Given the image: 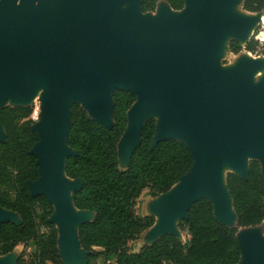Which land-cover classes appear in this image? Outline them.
I'll return each mask as SVG.
<instances>
[{
	"label": "water",
	"instance_id": "water-1",
	"mask_svg": "<svg viewBox=\"0 0 264 264\" xmlns=\"http://www.w3.org/2000/svg\"><path fill=\"white\" fill-rule=\"evenodd\" d=\"M124 1L0 0V102L7 97H32L39 91L36 86L43 84L40 117L31 126L38 140L30 152L37 158L39 174L29 181V191L43 194L52 205L49 220L55 225L64 264H87L78 227L94 216L93 211L74 206L71 194L80 180L64 173L66 156L75 153L66 144L70 108L73 102L82 105L80 95L91 111L82 105L87 114L108 127L113 123V91L118 88L135 95L117 143L119 168H125L139 144L148 118L156 120L152 145L173 138L191 151L190 169L172 185L178 189L170 192L171 187L160 194L156 212L159 201H165L164 225L155 227V220L149 227L150 242L164 233L178 236L174 221L185 218L200 197L212 203L218 221L234 226L236 214L226 173L246 177L249 160L256 159L264 174V77L256 85L249 78L263 61H241L230 74L216 70L213 61L218 58L215 49L220 40L227 47L230 39L242 45L248 41L247 30L261 12L233 15L220 7L243 0H184L179 10L158 0L156 12L160 1L165 5L155 16V10H140L141 0H129L130 6L123 9ZM229 35L233 37L226 42ZM25 101L0 107L30 105ZM180 132L188 143L176 137ZM4 138L0 123V140ZM225 160L239 167L240 173L225 171L224 192L215 174ZM8 220L20 222L15 212L0 206V222ZM258 225L237 233L239 261L245 250L246 264H264L263 228L262 234L249 230ZM18 255L15 249L0 255V264H14Z\"/></svg>",
	"mask_w": 264,
	"mask_h": 264
},
{
	"label": "trees",
	"instance_id": "trees-1",
	"mask_svg": "<svg viewBox=\"0 0 264 264\" xmlns=\"http://www.w3.org/2000/svg\"><path fill=\"white\" fill-rule=\"evenodd\" d=\"M166 1L174 10L184 6V0ZM157 2L141 0L140 10L154 11ZM242 8L264 11V0H243ZM256 47L252 38L244 45L230 39L227 50L236 54L242 49L254 52ZM261 53L264 55V48ZM112 97L113 123L109 127L90 117L77 102L70 108L66 144L75 153L66 156L64 173L80 180L71 194L74 206L94 212L91 220L78 227L87 264H236L240 259L238 230L264 219V174L259 161L249 160L246 177L226 173V188L236 214L234 226L218 221L212 203L200 197L189 206L187 216L177 221L178 228L188 234L185 241L164 233L133 250L129 242L155 221L152 214L136 213L138 197L144 189L153 197L167 192L190 169L193 156L183 142L173 138L152 145L156 120L148 118L139 144L125 168H119L117 143L126 128L127 110L136 97L118 88ZM35 113L34 104L0 107L5 132L4 140H0V206L20 218L19 223L0 222V255L22 245L14 264H64L55 225L49 220L52 205L43 194L31 195L29 191V181L39 174L37 158L30 152L38 140L31 129L38 119Z\"/></svg>",
	"mask_w": 264,
	"mask_h": 264
},
{
	"label": "rangeland",
	"instance_id": "rangeland-1",
	"mask_svg": "<svg viewBox=\"0 0 264 264\" xmlns=\"http://www.w3.org/2000/svg\"><path fill=\"white\" fill-rule=\"evenodd\" d=\"M20 0H17V2H19ZM130 2L129 0H126L124 2L121 3L120 5V8H127L128 6H130ZM233 4V3H232ZM133 5V4H132ZM165 5V2L163 1H160L157 5L158 9H157V12L163 8ZM220 7H222L223 11L224 12H227V13H230L233 15H242V16H250V14H248L249 11L247 10H244L242 8V2H238V4H233L231 6V3H225V4H222L220 5ZM157 12L155 10V16L157 15ZM261 13L260 14H264V11H260ZM255 26V28L253 29V27ZM253 27L247 32V35L249 34V39L250 40L251 38L254 39L255 41H257V47H256V50L254 52H251V51H247V50H240L238 53L236 54H233L231 52H229L227 50V45H225V41L222 39L220 40V43H219V48L218 49H215V52H216V55H217V59H218V63L220 64V68H225V70H227V73L226 74H230V73H233L237 67V65L241 62V61H263L262 65H260L259 67H256L255 69H253L251 72H250V75H249V78H250V81L256 85L258 84L261 79L264 77V55L261 53L262 49L264 48V41L262 42L261 40L257 39V35L258 33L260 32V30H264V24L256 21V24H254ZM233 36L229 35L226 37V42ZM214 51V50H212ZM246 53L250 54L252 58H249ZM42 87H39V88H36V91H38L34 96L31 97L28 96V97H25L23 99H19V98H14V99H11L10 97H7V99L4 101V102H0V105L1 104H6V103H18L17 101H22V100H27L25 101L24 103L26 104H34L35 106V110H36V113L35 115L37 116V118L39 119L40 117V106H41V101H40V93H41V89ZM29 97H31L30 99H28ZM78 101H80L82 103V105L86 108H88V105L86 103V100H85V96H82V97H78L77 98ZM154 116L156 118H159L160 117V112H156L154 113ZM176 137L178 139H181V140H184L186 142H188V139H187V136L185 133H177L176 134ZM120 152L122 153V151L120 150ZM120 153V154H121ZM249 157V156H247ZM246 157V158H247ZM245 158V159H246ZM223 160V159H222ZM221 160V161H222ZM228 161V162H227ZM122 162H123V159L121 158L120 156V164L122 165ZM229 163V160H225L224 162H222V166L220 169H218L219 171L221 172H225L229 169H231V167H229L228 165ZM223 177H224V173H223ZM176 190V187L173 188L172 192ZM162 195H158V196H151L148 192V189H144L142 191V193L140 194V196L138 197L137 199V202H136V213L138 215H148V214H153L154 215V218L155 220L157 219V216L159 215L157 212H156V203L157 201L160 199ZM163 201H159V203L157 204L158 206V209L161 211V215H163V205H162ZM157 209V210H158ZM18 221V220H17ZM175 225H174V231L178 234V236L180 237V239L182 241H185L187 238H188V234L185 232V231H182L178 228L177 226V220L174 221ZM264 226V221L261 225H258L256 226L255 228H251L249 230H254L256 232H259L261 233L262 232V228ZM152 229V228H151ZM151 229L148 228V229H145L143 230L139 236L137 237V239L133 240V241H130L129 242V245L130 247L133 249V250H137L139 247H141V245L145 244V243H148L152 240L153 238V234H151ZM248 231V230H246ZM262 234V233H261ZM19 248L18 249H22L21 248V245L18 246ZM29 250V249H28ZM246 261H242V262H239V264H245Z\"/></svg>",
	"mask_w": 264,
	"mask_h": 264
},
{
	"label": "bare ground",
	"instance_id": "bare-ground-1",
	"mask_svg": "<svg viewBox=\"0 0 264 264\" xmlns=\"http://www.w3.org/2000/svg\"><path fill=\"white\" fill-rule=\"evenodd\" d=\"M258 22H260V23H262V24H264V14H258V16H257V23ZM254 24H256V22L254 23ZM253 24V25H254ZM253 27V26H252ZM252 27H250L248 30H247V32L252 28ZM257 39H259V40H261L262 42L264 41V30H260V32L258 33V35H257ZM246 55L249 57V58H252L251 57V55L250 54H248V53H246ZM214 68L216 69V70H219V71H221V72H223V73H227V70H225V68H220V64L218 63V59L217 58H215L214 60ZM39 87H43V84H42V82H40L37 86H36V88H39ZM83 95H80V96H78L79 98L80 97H82ZM80 102V101H79ZM81 103V102H80ZM86 108V107H85ZM89 112H91L90 111V109H89V107L88 108H86ZM188 139V138H187ZM184 141V140H183ZM184 142H186V141H184ZM186 143H188V142H186ZM247 156H249V155H245V158L247 157ZM228 162V161H227ZM228 165H229V167H231V169H229V170H232V171H236L237 173H240V168L239 167H237L236 165H234L230 160H229V163H228ZM223 173H224V175H225V172H221V171H219L218 169H217V171H216V174H215V176H216V182H217V185H218V187L219 188H221L222 190H224V192H225V187H224V177H223ZM174 187H176V190L178 189V186L176 185V186H174ZM174 187H172V189L170 190V192H172V190H173V188ZM175 190V191H176ZM174 192V191H173ZM161 201H163V200H161ZM162 205H163V210H164V207H165V205H166V203H165V201L162 203ZM73 209V213L75 212V213H77L76 212V210H78V209H76V208H74V207H72ZM228 209L229 210H231V207H230V205H228ZM158 211V216H157V219H156V222H155V227H162L164 224H163V215H161V211L158 209L157 210ZM246 261L247 262V253H246V251L245 250H243V253H242V257H241V260L239 261V262H242V261ZM239 264V263H238ZM246 264V263H245Z\"/></svg>",
	"mask_w": 264,
	"mask_h": 264
},
{
	"label": "crops",
	"instance_id": "crops-1",
	"mask_svg": "<svg viewBox=\"0 0 264 264\" xmlns=\"http://www.w3.org/2000/svg\"><path fill=\"white\" fill-rule=\"evenodd\" d=\"M18 246H19V245H18ZM18 246H16L14 249H15V251H16L17 253H20L21 249H18V248H19ZM21 248H22V245H21Z\"/></svg>",
	"mask_w": 264,
	"mask_h": 264
}]
</instances>
